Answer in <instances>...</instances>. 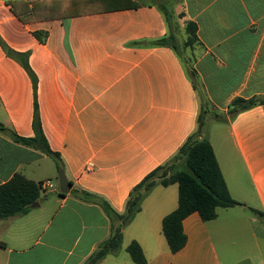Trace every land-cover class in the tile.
<instances>
[{
	"label": "crops",
	"instance_id": "obj_1",
	"mask_svg": "<svg viewBox=\"0 0 264 264\" xmlns=\"http://www.w3.org/2000/svg\"><path fill=\"white\" fill-rule=\"evenodd\" d=\"M125 1L0 0V123L34 138L38 114L72 191L124 214L133 190L177 155L205 114L224 124L209 139L231 197L264 214V0ZM189 23L198 27L192 46ZM171 34L177 50L156 44ZM237 99L259 102L230 115ZM59 173L55 158L0 132V186L16 174L54 183ZM51 190L26 215L0 219V264H85L109 238L100 206ZM178 206V184L154 186L122 249L100 264H135L134 241L147 264L264 260V226L244 207L219 208L211 221L190 215L187 245L172 253L162 225Z\"/></svg>",
	"mask_w": 264,
	"mask_h": 264
},
{
	"label": "trees",
	"instance_id": "obj_2",
	"mask_svg": "<svg viewBox=\"0 0 264 264\" xmlns=\"http://www.w3.org/2000/svg\"><path fill=\"white\" fill-rule=\"evenodd\" d=\"M22 3L15 2V8ZM27 4V3H26ZM125 5L136 7L135 0H126ZM28 4L25 12H31ZM23 21L29 19L17 11ZM168 22L171 15L166 13ZM198 27L195 23L187 25L188 40L186 46H192L197 42ZM158 46H167L178 49L177 38L174 34L161 39ZM11 56L19 59L18 54L9 52ZM25 69L34 78L27 61L22 62ZM196 75L195 72H192ZM258 100L245 101L237 99L234 108L229 112L236 115L258 104ZM219 117L218 115L216 116ZM205 114L198 119L197 130L189 137L187 142L179 150L177 155L166 165L147 176L131 193L124 214H119L111 205L102 198L84 191H72V195L81 201L100 206L111 220V234L102 242L97 250L89 257L85 264H100L109 255L119 252L123 245V231L141 211L142 203L157 184L168 187L172 184L179 186V206L163 220V233L172 253H178L187 245V235L184 232L183 222L190 215L198 213L203 221L215 220L218 217L219 208L244 207L264 220V214L253 208L235 201L228 190L227 184L221 172L214 149L211 145L209 134L206 132ZM35 137L22 138L0 123V132L8 135L14 142L37 149L46 155L56 159L61 171L60 156L54 154L44 136L38 114H36ZM43 183H36L16 174L8 183L0 186V219H10L26 215L41 198ZM61 196H64L60 193ZM127 252L135 264H147V259L137 242H132L127 247Z\"/></svg>",
	"mask_w": 264,
	"mask_h": 264
},
{
	"label": "rangeland",
	"instance_id": "obj_3",
	"mask_svg": "<svg viewBox=\"0 0 264 264\" xmlns=\"http://www.w3.org/2000/svg\"><path fill=\"white\" fill-rule=\"evenodd\" d=\"M166 3V4H165ZM165 3L163 2V4L165 5V7L167 8V9H169V3L167 2V1H165ZM183 47H184V45H182ZM181 46V47H182ZM184 48H186V46L184 47ZM185 56V54H183V57ZM184 58H187V57H184ZM209 119H215V118H209ZM214 125H221V127L220 128H223L222 127V125H224L223 123H212V122H208L207 124H206V132L208 133V134H210V133H212L213 134V139H214V141L216 142V135H214L215 134V129H214ZM221 131V130H220ZM171 163H172V161H171ZM46 182H48V181H45L44 183H46ZM52 184L55 186V188L57 189V190H61V185H60V179H59V174H57V178H56V182H52ZM50 191H52L53 192V190H51L50 189ZM49 191V192H50ZM48 193V192H47ZM53 194H50V193H48L47 194V199L50 197V196H52ZM45 201V200H44ZM250 212V211H249ZM260 222H261V224L264 226V220H261L260 219ZM261 262H264V260H262V261H255V264H260Z\"/></svg>",
	"mask_w": 264,
	"mask_h": 264
},
{
	"label": "water",
	"instance_id": "obj_4",
	"mask_svg": "<svg viewBox=\"0 0 264 264\" xmlns=\"http://www.w3.org/2000/svg\"><path fill=\"white\" fill-rule=\"evenodd\" d=\"M59 179H60V185H61V193L63 195H68L72 191V184L67 179L65 173L63 171H60L59 173ZM39 204H35L33 207H37Z\"/></svg>",
	"mask_w": 264,
	"mask_h": 264
},
{
	"label": "built area",
	"instance_id": "obj_5",
	"mask_svg": "<svg viewBox=\"0 0 264 264\" xmlns=\"http://www.w3.org/2000/svg\"><path fill=\"white\" fill-rule=\"evenodd\" d=\"M54 187V185L51 182H46L42 185V189L45 191H48L50 189H52Z\"/></svg>",
	"mask_w": 264,
	"mask_h": 264
}]
</instances>
